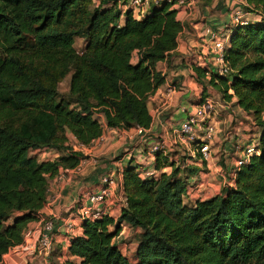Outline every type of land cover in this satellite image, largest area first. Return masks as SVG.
<instances>
[{
  "label": "trees",
  "instance_id": "1",
  "mask_svg": "<svg viewBox=\"0 0 264 264\" xmlns=\"http://www.w3.org/2000/svg\"><path fill=\"white\" fill-rule=\"evenodd\" d=\"M120 1L128 0H103L114 2L105 8L94 0H0V263L38 221L49 179L84 158L72 150L39 160L31 150L65 152L69 133L91 145L105 132L99 114L110 128L152 125L149 98L166 80L158 63L178 47L184 24L167 2L152 4L144 19L128 12L121 20ZM246 2L264 17V0ZM77 38L86 40L82 51ZM225 61L229 74L213 73L209 84L262 127L259 153L234 186L190 206L196 166L160 152L155 168L172 171L142 178L130 164L117 224L87 218L69 248L81 261L68 264H264V19L233 28ZM68 75L66 96L59 85ZM124 222L143 230L134 260L114 241Z\"/></svg>",
  "mask_w": 264,
  "mask_h": 264
},
{
  "label": "crops",
  "instance_id": "2",
  "mask_svg": "<svg viewBox=\"0 0 264 264\" xmlns=\"http://www.w3.org/2000/svg\"><path fill=\"white\" fill-rule=\"evenodd\" d=\"M94 3L95 6L104 8L110 6L109 3L104 4L103 0ZM190 3L174 5L184 29L179 35L178 47L171 53L169 59L158 63V69L166 76V80L149 98V107L153 116L151 127L115 129L108 127L106 121L104 123L101 121L105 132L91 145L80 144L70 133L68 137L71 142L72 139L74 140V147L69 143L67 151L55 152L56 158L47 159L56 160L60 155L72 150L84 154V158L76 168L61 169L56 176L49 179L48 201L39 211L38 221L33 227H37L44 218H52L55 221L54 254L57 251L60 264H68L69 260L77 263L81 261L80 258L70 254L69 248L73 239L83 235V223L87 219L85 210L94 204L88 200L86 193L100 191L107 186L103 182L104 177L112 176L115 183L110 185V193L103 206L106 208V215L113 217L117 224L122 209L127 203L123 187L125 168L130 164L144 170L155 167L156 157L150 154L149 146L162 139L166 140L168 145L172 143L174 130L180 128L182 122L201 104L200 97L194 98L198 90H203L204 85L199 81H204L207 84L206 90L214 96L211 100L215 106L212 119L216 124L217 132L212 144V154L208 160H203L200 156L192 157L189 154V159L185 160V165L198 168L196 173H189L188 176L189 178L197 176V182L200 184L185 197V203L193 206L198 201L221 193L227 180L232 178L233 170L243 156L245 147L256 140L253 138L250 141L249 127L244 123L243 118H240V115L250 113L238 105L236 97L231 101H225L209 84L211 73L216 72L219 66L212 51L211 34L222 28L232 29L233 32V28L237 26L234 20L235 12L247 6V2L246 0H192ZM245 15L250 22H261L264 19L255 11H249ZM78 39L81 38H77L76 42ZM194 67H199L205 75L197 72ZM101 116L104 118L103 115ZM167 153H171V158L175 160L181 159L180 156L186 154L179 148H169ZM171 171L172 167L167 166L159 170L160 176L163 172ZM121 225L122 230L114 241L125 255L134 260L141 236L137 243L135 239L137 240L139 236L130 240V243L128 238L130 232L142 234L143 230L126 222ZM115 229L116 226L111 227L112 231ZM36 260L35 264H46L43 258L36 257Z\"/></svg>",
  "mask_w": 264,
  "mask_h": 264
},
{
  "label": "built area",
  "instance_id": "3",
  "mask_svg": "<svg viewBox=\"0 0 264 264\" xmlns=\"http://www.w3.org/2000/svg\"><path fill=\"white\" fill-rule=\"evenodd\" d=\"M191 1L192 0H128L124 3L120 1V9L122 13L121 20H123L128 12H131L136 19L146 18L150 12L152 4L160 5L161 3L167 2L184 5L191 4ZM113 4L114 2L109 3L110 6ZM241 12V9L235 12L234 17L237 26L249 22L248 19L241 23L239 22ZM211 35L213 40L212 51L216 55L215 59L217 63H219V66L217 71L212 72L210 76H212L213 73L217 76H227L230 68L225 61V55L231 42L232 29L229 30L227 28H222L213 32ZM201 104L197 107L195 112L189 114L188 118L180 125V128L174 130L172 143L170 145L166 143V140L162 139L160 142L149 146L148 150L150 154L156 157L160 152L167 153L169 148H179L188 152L192 157L200 156L203 160H208L212 154V144L217 132L216 124L212 119L215 106L211 100H207L205 103ZM258 144L259 143H253L252 141L250 145L245 147L243 156L238 160L237 166H235L233 170L232 178L226 182V188L234 186L237 172L243 166L249 164L252 156L259 152ZM138 172L142 178L160 177V172L155 167L150 170L139 168ZM103 182L107 186L100 191L92 194L86 193L88 200L91 201L92 204L94 203L85 210L86 218L97 219L102 218L107 214L103 203L106 202L110 193V185L115 183V180L112 176L107 175L104 177ZM54 228L55 221L52 218H44L40 221L37 227L30 229L26 233L25 241L23 243L24 245L27 242L26 249L33 253L36 252L39 257L45 260L46 264H51L50 255L55 247V238L53 236ZM28 240H30V242ZM23 245L21 244L15 248L18 249Z\"/></svg>",
  "mask_w": 264,
  "mask_h": 264
},
{
  "label": "rangeland",
  "instance_id": "4",
  "mask_svg": "<svg viewBox=\"0 0 264 264\" xmlns=\"http://www.w3.org/2000/svg\"><path fill=\"white\" fill-rule=\"evenodd\" d=\"M98 2H99V0H97V3ZM94 5H96V4L94 3ZM241 11L242 12H241L240 20H239L240 23L247 20V18H246L247 16L245 15V13H248L250 10L247 6H243V8H241ZM234 20H236L235 17H234ZM248 21H249V19H248ZM242 25H245V24H242ZM76 45H77V49L82 51L85 48L86 40H84L82 38L78 39L76 42ZM70 79H71V75H68L67 78L63 82L60 83L59 90H60L62 95L67 96L68 93L70 92ZM199 82L204 85V86H202L203 90H198L197 93L199 95L195 94L194 98L200 97L201 103L203 104L207 100H212V98H214V96L212 95V93H209L206 90L207 84H205L204 81H199ZM95 116L98 119H100L103 123L105 122V118H103L101 115H95ZM240 118L241 119L243 118L244 123L247 124L249 127V134L248 135H249L250 141L253 140V138H254L256 140L255 141L253 140V143H259V138L261 135L262 127L256 125L254 116L251 113L249 115H243L242 114V115H240ZM69 143H70L71 147H74L75 142L73 139H72V142H71V140H69ZM55 152L58 153L57 151H54L52 149H46V150L45 149H38V150L36 149V150H31L30 155L36 156L39 160H47V159L56 158ZM123 154H124V152L122 153V155ZM180 157H181L183 163H186L185 160L189 159L188 152H186V154H184V156L181 155ZM236 166H237V164H236ZM197 179H198L197 176H192L189 178V185H190L191 189L189 188L188 194L192 193V191L195 189V187L200 185V184H198ZM141 235H142L141 233L138 234V233H134L133 231L130 232V237H129L130 239L128 238L129 243H130V240H134L135 237L139 236V238L137 240L135 239V242L137 243L139 241ZM28 241L30 242V240H28ZM26 246H27V242L23 246H20L18 249L17 248L11 249L10 252L4 256V260H3L2 264H35L37 262L36 257L38 259L41 257H39L36 252L33 253L32 251H29L28 249H26ZM57 257H58L57 251H56V254H54V251H53L50 255V263L51 264H60ZM43 261H44V259H43Z\"/></svg>",
  "mask_w": 264,
  "mask_h": 264
}]
</instances>
